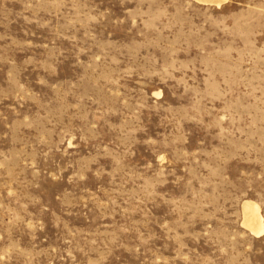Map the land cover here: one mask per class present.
Instances as JSON below:
<instances>
[{
  "label": "rangeland",
  "instance_id": "1",
  "mask_svg": "<svg viewBox=\"0 0 264 264\" xmlns=\"http://www.w3.org/2000/svg\"><path fill=\"white\" fill-rule=\"evenodd\" d=\"M264 0H0V264H264Z\"/></svg>",
  "mask_w": 264,
  "mask_h": 264
},
{
  "label": "bare ground",
  "instance_id": "2",
  "mask_svg": "<svg viewBox=\"0 0 264 264\" xmlns=\"http://www.w3.org/2000/svg\"><path fill=\"white\" fill-rule=\"evenodd\" d=\"M200 2L216 3L219 4L222 0H198ZM226 1V0H225ZM244 213V227L248 228L249 232L253 234H262L264 230L263 220L259 214L258 206L251 202L243 203Z\"/></svg>",
  "mask_w": 264,
  "mask_h": 264
}]
</instances>
